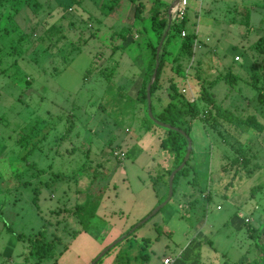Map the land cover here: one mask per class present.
<instances>
[{"label": "rangeland", "instance_id": "obj_1", "mask_svg": "<svg viewBox=\"0 0 264 264\" xmlns=\"http://www.w3.org/2000/svg\"><path fill=\"white\" fill-rule=\"evenodd\" d=\"M3 1L0 264H33L29 240L40 230L60 238L45 264H92L129 233L96 264H164L179 251L176 264H242L249 247L252 264H264V235L249 244L241 232L250 227L246 218L264 231V128L232 117L211 120L214 130L187 118L188 174L180 173L183 167L170 186L187 153L178 164L162 146L168 131L150 114L148 97L150 108L151 101H170L175 82L202 115L209 110L213 117L203 85L235 117L256 114L264 123V53L255 45L264 37V0H187L184 26L165 51L170 26L160 39L149 11L135 18L132 0ZM171 5H160L170 22ZM183 30L193 36L192 52L181 47ZM156 47L157 60L165 58L158 81ZM142 71L147 88H155L147 89L148 103L124 86ZM230 72L240 78L229 81ZM117 135L134 143L123 161L110 141ZM237 158L238 166L231 165ZM79 205L89 212L87 228L74 213ZM143 237L150 240L148 262L139 257ZM258 253L263 257L255 262Z\"/></svg>", "mask_w": 264, "mask_h": 264}, {"label": "trees", "instance_id": "obj_2", "mask_svg": "<svg viewBox=\"0 0 264 264\" xmlns=\"http://www.w3.org/2000/svg\"><path fill=\"white\" fill-rule=\"evenodd\" d=\"M116 1V0H115ZM134 3H137L139 0H132ZM1 5L5 2L3 0H0ZM158 3H153L149 12H150V22L152 26L153 33L156 35L157 32H160V39L161 37H164L165 32L167 31V28L170 26V29L167 32L165 37V45L162 48V50L167 49V43L169 42L170 38H172V35H175L176 33L174 30L181 29L183 25H176L174 21L170 22L168 16H163L165 12H162L160 9V5H163L160 3V0H157ZM144 10V5H142V2H138L135 7V18L139 20L142 14V11ZM186 17L183 21L185 23ZM170 22V23H169ZM181 35V32H180ZM22 38V37H21ZM183 43L181 47L183 49H186L188 52H192L193 50V36L192 35H186L184 37ZM156 45V44H155ZM257 49L259 52L264 53V37L259 39L255 43ZM114 48H117L115 46ZM153 53V61H154V67L156 70V53H157V47L155 50L152 49ZM159 66L157 68V74H156V81H158L161 78L163 69L165 67V58L162 54L159 56ZM151 67V68H152ZM154 71V70H153ZM259 75L255 74V78H258ZM227 78L229 81H236L239 76L235 75L233 72H230L227 75ZM202 85V84H201ZM253 85L257 88L258 82H254ZM202 92L201 97L204 100V103L214 111L213 117H211V113L209 114V110L206 111V115H202V110H200V105L197 103V100L195 101H188L187 98L183 97V93L176 90L175 88V82L171 83V94H170V102L167 104L166 107L163 108V110L158 114H153L156 120H159L160 122L164 124L170 125L172 128L168 129L166 128V131H168V136L162 139L161 144L162 146L169 147L172 152L175 153V161L178 162V164L181 162L183 155H185L188 151V135L191 130L190 123L196 119L200 118L204 124L205 127L208 125L213 126L214 130H216V126L212 123H210L211 120H214L216 123L219 119L224 118L225 120L232 119H239L240 123L247 125L251 128H254L258 131H262L264 128V123L259 120L258 116L256 114H250L246 115V118L237 116L235 117L234 112L230 108H225L222 105L218 104L217 101L213 98V93L208 91L203 85H202ZM154 86L150 88V91H154ZM258 89V88H257ZM261 96V90L259 91L258 98L260 102L263 100L260 98ZM137 99L141 102L148 103L147 100V85L142 84L141 89L139 90V93L137 95ZM153 110V108H152ZM234 114V115H233ZM187 118H190L192 121L188 122ZM244 153L243 149H239V152ZM184 153V154H183ZM192 153V151H191ZM250 159L248 160V157L244 159V164L247 165L249 163ZM239 160L234 159L232 160L231 165H237ZM244 165V166H245ZM226 168V166L224 167ZM238 170L236 169L235 175L236 176ZM181 174H188L187 173V167H184L181 171ZM255 189L252 190V193L254 194ZM35 204L38 205V196L34 198ZM74 213L76 214L78 220L81 222V224H84V227L87 228V224L89 222V212L85 210L84 205H79L76 207ZM135 226V225H132ZM10 231H13L11 228H9ZM254 230L250 232L251 236H254ZM20 238L22 235H18ZM54 236V235H53ZM130 236V233L126 235V238ZM60 238L58 236L53 237L52 239H49L47 237V231L46 230H40L37 235H35L34 238L29 240V254H28V260H32L33 264H45L44 261L46 258L53 255L55 242H59ZM149 238L143 237L142 238V244L140 245L139 250V257L142 261L148 262L149 261V253H148V246H149ZM258 244V243H257ZM138 256V255H137ZM136 256V257H137Z\"/></svg>", "mask_w": 264, "mask_h": 264}, {"label": "crops", "instance_id": "obj_3", "mask_svg": "<svg viewBox=\"0 0 264 264\" xmlns=\"http://www.w3.org/2000/svg\"><path fill=\"white\" fill-rule=\"evenodd\" d=\"M150 1V2H149ZM153 1L154 0H139V1H137V3L138 2H142V5H144V11H145V15L144 16H148L147 14H146V12H148L149 10H150V8H151V6H152V4H153ZM136 3V4H137ZM160 3L161 4H163V5H165V6H170L172 3H173V0H160ZM169 8V7H168ZM134 16H135V12H134ZM153 32V31H152ZM236 56V55H235ZM235 58V57H234ZM242 59H240V61H241ZM240 61H235V62H240ZM145 71H142L140 74H138L137 76H134L133 78H131V79H125L126 80V83H125V81H124V86H125V90H128L129 91V93H131V94H134L135 96H137V94H138V90L141 88V85L143 84V76H144V73ZM156 102L157 103H160V105H158V106H156ZM170 101L168 100V101H151V104H152V106H151V108H153V110L151 109V111H152V114L154 113L155 115L157 114V113H160L162 110H163V108L164 107H166L167 106V104L169 103ZM133 139H132V137H127V136H125V137H121L120 135H117V136H115V137H113L110 141H111V145H112V147H117L116 149H114V155H116V152H122L123 153V155L122 154H120V155H116V157H118V159L120 160V161H123L124 159H125V157H126V152H127V150L128 149H130L132 146H134V143H133V141H132ZM176 176H174V178H175ZM164 181H166V176H163V178H162ZM162 183V182H161ZM195 183V182H194ZM159 202H161V200H159V198H158V200H157V203H156V205L157 204H159ZM219 208V207H218ZM153 209V208H152ZM252 219V218H251ZM245 222H246V224H250L249 226L250 227H248L247 228V231H245V230H241V232H242V234H244V235H246L245 236V238H248L247 240H249L248 242H249V244H250V242H251V239L253 238V236H251L250 235V232L251 231H253L254 230V236L257 234V236L260 238V239H262V237H263V235H264V231H260L259 233H257V230L258 229H256V228H254L253 226H251V223H252V220H250L249 218H246L245 219ZM91 225H92V222H91ZM200 233H201V231H200ZM197 237V236H196ZM197 239H198V237H197ZM200 241V240H199ZM186 247L188 248V244L186 245ZM185 247V248H186ZM186 248V249H187ZM216 248V250L218 249V246L217 247H215ZM250 250H251V247H249L248 248V251L245 253V254H243V255H245V259L247 260V262H246V260H243L241 263L242 264H252V261L249 259V256H251L253 253L252 252H250ZM223 251H224V249H222V254L224 255V254H226L227 252H224L223 253ZM258 252V251H257ZM178 254H181V258H178L177 260H175L174 261V263L173 264H176L179 260H182V257H183V253H182V251H179L178 252ZM261 253H258V255L256 254V256H255V258H254V261L256 262V259H257V257H259V258H261V257H263L262 255H260ZM226 264H231V261L229 260V261H226Z\"/></svg>", "mask_w": 264, "mask_h": 264}, {"label": "built area", "instance_id": "obj_4", "mask_svg": "<svg viewBox=\"0 0 264 264\" xmlns=\"http://www.w3.org/2000/svg\"><path fill=\"white\" fill-rule=\"evenodd\" d=\"M187 4L188 1L187 0H173V3L171 5L170 8V16L172 18L171 22L174 21L175 23H177L178 25H182L183 21L185 19V12L187 9ZM187 35L186 31L183 30L181 32V36L185 37ZM241 59V57L239 55H236L234 60L235 61H239ZM183 92L186 93L187 92V88L183 89ZM193 100H195V98L193 97ZM123 153L122 152H116V155H120ZM220 208V207H219ZM178 258H181V254H179L177 257L173 258V257H166L164 259V264H173L175 260H177Z\"/></svg>", "mask_w": 264, "mask_h": 264}, {"label": "water", "instance_id": "obj_5", "mask_svg": "<svg viewBox=\"0 0 264 264\" xmlns=\"http://www.w3.org/2000/svg\"><path fill=\"white\" fill-rule=\"evenodd\" d=\"M170 20H171V18H170ZM158 66H159V60H157V63H156V70H155V72H154V77H156ZM150 88H151V85L148 86V88H147L148 91H150ZM148 97H149V111H150V114L152 115V111H151V108H150V95H149V94H148ZM156 122L159 123V124H161V125L164 126L165 128H168V129L172 128L170 125L160 123L158 120H156ZM191 149H192V145L190 144V145H189V149H188L187 154H186V159H185V161H184V164L182 165V167L178 168V170H176V171L172 174V176H171L170 186H172V184H173L172 180L174 179V176L176 175L177 171H179V170H181L183 167H185V162H186V161L188 160V158L190 157ZM172 193H173V190H172V188H170V196L172 195ZM164 204H166V202H165ZM164 204L161 205V206H159V207L153 212V215H155V213H157V212L161 209V207L164 206ZM153 215L149 216L147 219L151 218ZM147 219H146V220H147ZM146 220L142 221V223L145 222ZM125 237H126V236H125ZM125 237L119 239L118 241H116L115 243H113L112 245H110L107 249H105V250L103 251V253H101V254L99 255V257H97V258L93 261L92 264H96V262H97L100 258H102V256L104 255V253H105L106 251L110 250L114 245H116L117 243H119L120 241H122Z\"/></svg>", "mask_w": 264, "mask_h": 264}]
</instances>
